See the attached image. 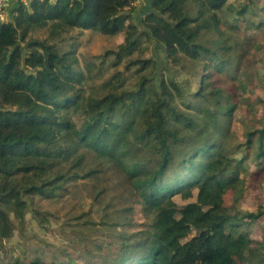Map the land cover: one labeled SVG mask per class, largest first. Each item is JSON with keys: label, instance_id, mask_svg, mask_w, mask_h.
Masks as SVG:
<instances>
[{"label": "trees", "instance_id": "1", "mask_svg": "<svg viewBox=\"0 0 264 264\" xmlns=\"http://www.w3.org/2000/svg\"><path fill=\"white\" fill-rule=\"evenodd\" d=\"M230 2L147 0L141 13L134 10L143 18L136 38L131 0H18L11 19H0V246L12 235L10 215L24 223L34 195L60 196L66 182L110 167L150 222L140 234L121 236L116 254L99 264H264V240L249 232L264 209H241L237 193L241 174L264 171V124L247 130L244 142H231L229 92L237 81L222 87L212 78L233 64L220 24L239 31L236 23L254 13L251 1ZM226 5L234 14L222 20ZM257 17L248 28L264 27ZM36 28H51L53 37L75 28L122 32L119 50L128 54L143 50L142 37L152 38L171 70L183 59L200 64L199 86L192 91L167 69L166 79L142 75L131 88L85 94L72 50L30 37ZM213 31L218 35L206 41ZM153 60L136 57L130 64L146 68ZM229 189L234 197L227 207ZM176 197L188 201L179 207ZM8 264L85 263L37 257Z\"/></svg>", "mask_w": 264, "mask_h": 264}, {"label": "rangeland", "instance_id": "2", "mask_svg": "<svg viewBox=\"0 0 264 264\" xmlns=\"http://www.w3.org/2000/svg\"><path fill=\"white\" fill-rule=\"evenodd\" d=\"M231 1L235 3L230 2L232 7L237 1H251L254 13L248 15L247 21L236 23L239 31L229 28L225 22L220 24L221 35L226 37L225 43L231 46L229 53L233 64L225 73L215 72L212 78L222 87H226L229 80L237 84L235 89L233 87L231 92L228 91L230 102L235 103L229 129L231 142H244L247 130L252 131L264 124V27L247 26L250 19L257 20L258 15L264 20V0ZM133 2L131 0V7H134L132 12L136 10ZM134 14L132 22L138 27L136 38L143 29V18L139 19L137 12ZM233 14L234 11L226 5L219 16L225 20L226 16L232 19ZM51 31V28H36L30 32V37L53 42L59 50H72L78 61L77 68L85 76V94L95 95L112 88H131L142 75L155 76L157 80L169 77L167 69L171 70L170 64L164 58L162 47L152 38L147 40L142 37L143 50L128 54L119 50L124 40L122 32L106 35L97 30L75 28L53 37ZM217 35L214 31L205 33L204 39L208 41ZM147 56L154 60L146 68L140 64H130L136 57ZM200 68L198 62L183 59L175 70L172 68V73L176 75L177 83L187 82L194 91L200 83ZM73 117L76 121L81 118L79 114ZM242 153L251 156L250 150L244 149ZM236 155L239 157L240 154ZM248 166L254 170L252 161H248ZM240 177L242 182L237 190L240 193L239 207L247 211L264 209V171L259 175L241 174ZM64 185L65 190L60 196L41 198L34 195L31 201L28 200L24 223H19L10 215L13 231L0 246V264H8L14 258L30 261L37 257L46 262L72 258L80 263L99 264L103 256L116 254L122 244L121 236L136 232L140 234V231L147 229L150 218L144 216L140 204L132 196L130 186L116 169L109 167L95 178H77ZM233 197L234 190H227L223 195V205L230 206ZM187 201L175 198L179 207ZM32 208L41 211L42 215L32 212ZM249 232L253 239L264 240V215L251 226ZM242 264L250 263L245 261Z\"/></svg>", "mask_w": 264, "mask_h": 264}, {"label": "crops", "instance_id": "3", "mask_svg": "<svg viewBox=\"0 0 264 264\" xmlns=\"http://www.w3.org/2000/svg\"><path fill=\"white\" fill-rule=\"evenodd\" d=\"M18 0H6L5 7H4V19L8 20L12 17V11L16 6ZM28 2L29 0H25ZM133 5L136 6V10L138 13H141L143 9L147 7V0H134Z\"/></svg>", "mask_w": 264, "mask_h": 264}, {"label": "built area", "instance_id": "4", "mask_svg": "<svg viewBox=\"0 0 264 264\" xmlns=\"http://www.w3.org/2000/svg\"><path fill=\"white\" fill-rule=\"evenodd\" d=\"M6 0H0V19H4V7H5ZM24 3H27L25 0H21Z\"/></svg>", "mask_w": 264, "mask_h": 264}]
</instances>
